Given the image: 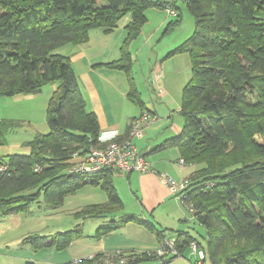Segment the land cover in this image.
<instances>
[{"label": "trees", "instance_id": "obj_1", "mask_svg": "<svg viewBox=\"0 0 264 264\" xmlns=\"http://www.w3.org/2000/svg\"><path fill=\"white\" fill-rule=\"evenodd\" d=\"M185 2L195 18V31L166 57L188 53L192 76L183 89V131L168 144L177 143L186 164L194 166L187 200L193 204L195 220L206 228L205 247L197 242L211 264H264V0ZM153 5L166 4L158 0H0V98L57 85L47 108L50 131L26 142L30 153L0 156V167H5L0 169V215L28 211L42 192L50 206L61 207L67 195L88 183L100 184L108 200L80 207L76 217H106L124 208L114 185V169L89 175L71 168L92 146L122 140L129 131L123 137L100 140L97 114L86 108L71 57L57 50L87 42L93 29L111 33L131 15L120 56L99 65L124 71L129 98L144 108L129 48L142 33L146 10ZM13 126L0 115V147L7 143ZM132 220L138 221L131 214L122 222ZM138 223L154 228L159 240L165 238L164 230L143 220ZM120 224L112 220L100 226L96 238ZM80 226L29 238L35 249L62 250L82 237ZM176 237L181 253L196 240L188 231H178ZM123 254L131 256L126 264L157 259L154 252ZM92 262L81 258V264ZM25 264L40 263L27 260Z\"/></svg>", "mask_w": 264, "mask_h": 264}, {"label": "rangeland", "instance_id": "obj_2", "mask_svg": "<svg viewBox=\"0 0 264 264\" xmlns=\"http://www.w3.org/2000/svg\"><path fill=\"white\" fill-rule=\"evenodd\" d=\"M158 1L173 4L177 10V15H170L163 6L153 5L148 7L146 10L147 21L143 25L142 33L130 44L129 48L133 58V74L144 103L142 112L147 111L156 117L151 123L152 125L164 122L171 124L172 117L175 121H184L180 110L183 89L192 76L190 56L185 52L170 57H166V55L170 50L192 36L195 31V18L189 11L185 0ZM129 18H131V15L125 16L119 22L116 35L119 34L120 30L125 32L124 25ZM178 19L180 20L176 23L175 21ZM169 26L171 27L167 30ZM125 36L126 32L123 38ZM68 47L71 48V46H63L57 51L66 54ZM119 74L123 73L120 72ZM124 76L127 79L125 72ZM80 84L83 92L85 87L81 78ZM56 86V83H49L39 93L2 96L0 98V115L14 123L7 136V143L0 147V156L7 158L10 154H28L30 153V147L26 145V142L33 139L37 133L50 131L47 108ZM83 95L88 100L87 94L85 95L83 92ZM127 102L131 108H135L136 112L141 111L140 106L130 101ZM86 108L90 110V104L86 105ZM136 140L138 138H135ZM174 166L177 172L181 168L184 174H188L193 169L189 165L184 168L180 167L177 162ZM171 176L177 180L183 179L181 178L182 175L181 177ZM115 184L116 186L119 184V187L117 186L119 194L125 202V208L118 211V216L115 217L120 218L119 215L122 214L123 218L124 212L141 211L137 208L135 201L128 204L124 184L121 185L117 179H115ZM107 200L108 194L100 184L88 183L77 189L76 192L67 195L61 207L53 208L50 206L45 200V194L42 192L38 199L31 203L28 211L0 215V264H25L29 259L40 264H60L73 261L78 254L92 251V246L100 238L106 240L104 242L109 243V246L114 244L129 246L131 241L147 244H153L157 241L158 237L154 228L150 229L138 222H128L129 226H127L128 224L119 226L118 229L109 234L96 238L97 229L100 226L110 224L112 216L80 219L74 213L87 204ZM176 200L177 205L169 203L166 206L167 209L162 208L160 212L158 210L156 216L148 212L145 215L138 213V216L140 219L146 218L156 222L155 229L164 230L165 238L176 237L178 231H188L196 241L202 244V247H205L206 228L195 220L193 213L181 201L180 196H176ZM157 220L162 221V224ZM79 223H82V226H80L82 228V238L75 239L66 249L58 250L54 247L45 246L35 249L33 241L29 238L33 234L54 235L60 230L73 229ZM162 240L158 239L160 242H158L157 249ZM126 246L125 248H120V246L104 248L103 251H132L127 250L129 247ZM156 250H144L142 252L155 253ZM200 251L199 247L198 254H194L191 247L187 246L182 255L175 257L172 262L174 264H196L198 260H203V264H211L208 258H202ZM157 262L158 259H154L145 264H156Z\"/></svg>", "mask_w": 264, "mask_h": 264}, {"label": "crops", "instance_id": "obj_3", "mask_svg": "<svg viewBox=\"0 0 264 264\" xmlns=\"http://www.w3.org/2000/svg\"><path fill=\"white\" fill-rule=\"evenodd\" d=\"M130 20L131 18H129L128 22ZM128 22H126L125 25ZM125 32L124 30H120L119 34L116 35V29L111 33H105L101 29H93L90 31V38L87 42L77 45L71 43L64 45L71 46L70 49L69 47L67 48L68 50L66 54L70 55L75 70L78 73V77L79 79L81 78L84 84L85 90L83 92L85 95L87 94L88 99L86 100V96L84 97L86 100V105L90 104V110L94 111L97 114L101 127L100 140L102 142L126 135L129 131L132 121L139 117L140 113H143L142 107L140 112H136L135 108H131L128 105L127 101H130L131 103L133 102L128 96L130 85L128 79H126L124 76V71L116 70L105 65H99L100 63L113 61L120 56V47L122 45V41L124 40L123 36ZM115 35L116 37H114ZM95 37H97V39H95ZM122 38L123 40H121ZM120 72H122L123 74H119ZM171 121V124H168V122H164L157 123L155 125L151 124L152 126H147V124L142 123L144 134L142 137L138 138V140H134L137 150L147 160L154 163V171H132L129 173H121L114 170L113 181L118 194L119 184L117 185V187L115 184V179H117L121 185L124 184V191L125 188L127 191L126 196L128 204L135 201L137 203V208L141 210L139 212L133 213L124 212L123 218L127 215L132 214L136 216L138 221L143 220L153 224L154 226H157L155 224L156 222H153L146 218L140 219L138 215H145L146 212H148L154 216L156 212H158V210L160 212L162 208L167 209L166 206L169 203L177 205V195L170 191V189L163 182L158 173L169 172L171 175L178 177H181L182 175L181 178H186L190 176L191 172L194 169V166L190 165V167H192L193 169H191L188 174L182 173L183 171H181V168L179 172L176 171L174 165L176 162L178 163L179 158L182 156L180 155L177 143H168L175 139L177 136H180L183 131L184 121H175L174 117H172ZM162 128L164 129L161 130ZM120 198L122 199L121 196ZM123 204L125 208L124 201ZM116 215L118 216V212H115L109 216H112V220L120 222V226H124L127 224V226H129L128 222H122V214L119 215L120 218L115 217ZM138 221L132 220L129 222L137 223ZM158 222L162 224V221ZM100 240L101 238L98 239V242L92 246V251H89L88 253L84 251L85 253L78 254L75 257L84 258L89 256L87 254L91 255L97 252H101L104 250V248H116V246L125 248L126 246L124 244H114L109 246V243L107 244L106 242H104L106 240H103V238L101 241ZM158 242H160L158 241V239L153 244H147L144 242L134 243V241H131L129 242V246L126 247H129L127 250H137L140 252L144 250L154 251L159 245Z\"/></svg>", "mask_w": 264, "mask_h": 264}, {"label": "built area", "instance_id": "obj_4", "mask_svg": "<svg viewBox=\"0 0 264 264\" xmlns=\"http://www.w3.org/2000/svg\"><path fill=\"white\" fill-rule=\"evenodd\" d=\"M165 8L170 15H177V10L173 4L166 3ZM156 117L144 111L139 117L134 119L129 128L128 135L122 140L111 141L104 147L92 146L85 156L75 163L71 171L85 172L89 175L101 173L105 169H114L121 173H129L132 171L152 172L154 171L153 163L147 160L138 150L134 142L135 138H140L144 134L142 123L151 124ZM78 158L77 153L74 154ZM178 163L181 167H186V161L180 157ZM0 169H5L4 166ZM163 182L168 186L170 191L185 203L190 210L194 212L193 204L187 200V188L191 183L189 177L177 180L167 172L158 173ZM194 254H198L200 245L196 240L190 242ZM201 250V249H200ZM158 259L156 264H174L172 261L175 257L182 255L177 245V237L164 238L159 248L155 251ZM203 258V251H200ZM93 259L92 264H126L131 259L130 255H125L120 251H102L97 256L96 253L87 256ZM73 264H81V258L73 260ZM197 264H203V260H198Z\"/></svg>", "mask_w": 264, "mask_h": 264}]
</instances>
